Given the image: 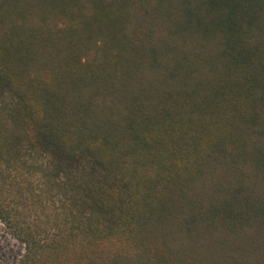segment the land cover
I'll list each match as a JSON object with an SVG mask.
<instances>
[{
	"label": "trees",
	"instance_id": "16d2710c",
	"mask_svg": "<svg viewBox=\"0 0 264 264\" xmlns=\"http://www.w3.org/2000/svg\"><path fill=\"white\" fill-rule=\"evenodd\" d=\"M0 220L18 264H264V0H0Z\"/></svg>",
	"mask_w": 264,
	"mask_h": 264
},
{
	"label": "rangeland",
	"instance_id": "374dc122",
	"mask_svg": "<svg viewBox=\"0 0 264 264\" xmlns=\"http://www.w3.org/2000/svg\"><path fill=\"white\" fill-rule=\"evenodd\" d=\"M24 246L19 242L0 220V264H18Z\"/></svg>",
	"mask_w": 264,
	"mask_h": 264
}]
</instances>
